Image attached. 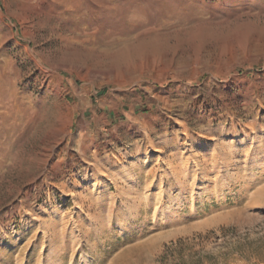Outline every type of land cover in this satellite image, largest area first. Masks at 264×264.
I'll return each mask as SVG.
<instances>
[{
    "label": "rangeland",
    "instance_id": "rangeland-1",
    "mask_svg": "<svg viewBox=\"0 0 264 264\" xmlns=\"http://www.w3.org/2000/svg\"><path fill=\"white\" fill-rule=\"evenodd\" d=\"M0 264H264V0H0Z\"/></svg>",
    "mask_w": 264,
    "mask_h": 264
}]
</instances>
